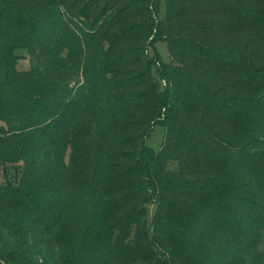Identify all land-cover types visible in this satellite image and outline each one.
Wrapping results in <instances>:
<instances>
[{
	"label": "trees",
	"instance_id": "16d2710c",
	"mask_svg": "<svg viewBox=\"0 0 264 264\" xmlns=\"http://www.w3.org/2000/svg\"><path fill=\"white\" fill-rule=\"evenodd\" d=\"M159 6L0 0V264H263L264 0Z\"/></svg>",
	"mask_w": 264,
	"mask_h": 264
},
{
	"label": "rangeland",
	"instance_id": "374dc122",
	"mask_svg": "<svg viewBox=\"0 0 264 264\" xmlns=\"http://www.w3.org/2000/svg\"><path fill=\"white\" fill-rule=\"evenodd\" d=\"M160 17L162 15V0H160V6H159V14ZM154 52H156L160 59H162L163 61H167L168 60V53H167V49H166V45L162 42H156L153 44V46H151L148 50V54L149 55H153ZM17 54L21 57L18 65H17V69L19 71L22 70H28L31 65H32V59L33 56L28 54L26 51H19L17 52ZM74 84V81L71 82V86ZM163 135H164V129L160 126H156L154 127L149 139L147 140V144L148 146H150L153 150H158L162 139H163ZM171 168H174V165H171ZM147 212H146V216L148 219V223L149 221L152 219V217L155 215L156 209L154 205H147ZM264 264V262H263Z\"/></svg>",
	"mask_w": 264,
	"mask_h": 264
}]
</instances>
